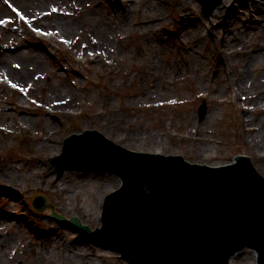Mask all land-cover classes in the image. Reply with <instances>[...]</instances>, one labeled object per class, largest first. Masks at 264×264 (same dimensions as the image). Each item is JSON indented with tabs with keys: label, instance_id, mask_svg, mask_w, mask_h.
I'll return each mask as SVG.
<instances>
[{
	"label": "rangeland",
	"instance_id": "obj_1",
	"mask_svg": "<svg viewBox=\"0 0 264 264\" xmlns=\"http://www.w3.org/2000/svg\"><path fill=\"white\" fill-rule=\"evenodd\" d=\"M43 1L36 9L29 0H0V217L11 218L0 219V264H131L53 207L32 206L44 194L62 215H79L93 230L101 225L104 198L121 178L94 169L59 174L53 158L72 133L97 130L131 150L209 165L245 155L264 176V109L236 84L250 61L242 49L264 37L257 24L243 22L245 41L228 54L210 33L222 0L210 12L201 0L180 8L181 0ZM246 1L236 3L244 8ZM192 13L206 20L175 38L181 22L192 24ZM59 18L67 20L66 33L55 30ZM198 37L190 50L187 41ZM247 117L257 133L246 128ZM49 221L61 244L45 246L39 259L35 237ZM75 240L90 247L89 260L59 254ZM235 259L256 263L250 249Z\"/></svg>",
	"mask_w": 264,
	"mask_h": 264
},
{
	"label": "water",
	"instance_id": "obj_2",
	"mask_svg": "<svg viewBox=\"0 0 264 264\" xmlns=\"http://www.w3.org/2000/svg\"><path fill=\"white\" fill-rule=\"evenodd\" d=\"M201 1L209 12L221 2ZM198 112L205 115L204 102ZM53 161L59 174L94 169L121 178L93 231L80 217H62L51 200L48 207L131 264H231L244 249L264 264V176L248 156L220 165L189 162L131 150L90 130L68 136ZM32 205L44 210L47 200L36 195Z\"/></svg>",
	"mask_w": 264,
	"mask_h": 264
},
{
	"label": "bare ground",
	"instance_id": "obj_3",
	"mask_svg": "<svg viewBox=\"0 0 264 264\" xmlns=\"http://www.w3.org/2000/svg\"><path fill=\"white\" fill-rule=\"evenodd\" d=\"M18 1H23V0H18ZM29 1L33 2V6H34L33 8H36V9L38 7L43 8V4H44L43 0H29ZM237 1L238 0H222V2H224L223 5L219 7L218 10H216V13H215L216 18H212L211 23H210V27H211L210 33L212 35L214 33L217 34L219 40L223 41V49L228 50L227 51L228 54L239 53L238 51L239 49H237V45H234V44H239V42L245 41L244 39L246 37L245 34L240 33L243 27L242 25H244V23L251 26V28H253L254 25L257 24V29L260 30L261 33H263L264 35V7H262L261 1L260 2H256L254 0H252L251 2L246 1L247 5L245 3L246 6L244 8L240 7L239 4L236 3ZM185 2L186 0H181L177 4V8L182 7L184 4H186ZM192 15H193V18L192 19L189 18L192 20L191 21L192 24H187L184 21L181 22V24H179L176 31L173 33L175 38H181L182 35L186 34L191 25H194L195 27L194 30H199L200 25L204 23V20H206V19H203L201 15H198V14L195 15L194 13H192ZM183 16H185L186 18L189 17V16H186V14H184ZM247 16L249 17V19L248 21L245 22L244 19ZM212 20L216 22H213ZM54 22L58 25L56 26V29H55L57 32L58 31L61 33L67 32L68 29L64 27V24L67 22V20L59 18V19H54ZM151 25H153V23L146 24V26L148 27ZM236 29H238V32H235ZM167 37H164V38L166 39ZM170 38L174 39L172 35ZM198 40H199V37L192 38L191 40L187 41V45H189L190 50L196 47ZM246 43L245 45H247ZM242 51H244L246 55H248V58L250 59V61L246 63L245 66H242L241 68L242 74L238 78H236V84L241 89L242 93L249 94L251 92L249 96H252V103L254 104V105L252 104L253 106L261 105L262 109H264V83H263L264 81V37L262 38L261 41H255L254 43L247 45L245 48L242 49ZM189 52L190 54H192L191 51ZM190 65L193 67V70H196L197 68H199V65L196 64V60L193 57L191 58ZM152 71L153 70H151V72ZM245 124L248 130L252 132L255 131V133L258 132L257 127H255L256 125L250 122L249 117L245 119ZM259 141H262V140H258V143H261ZM50 179L52 178L50 177ZM55 181H56L55 183H57L58 180H55ZM57 184L66 186V182H58ZM75 192L78 193L77 191ZM53 212L56 215H58L55 212V210ZM74 216L80 217L83 223L87 221L79 215H74ZM69 218H73V217H69ZM0 219L1 221L11 220L8 214H5V216L0 217ZM49 223L52 224V226L48 228L47 231L37 233V236L35 237L38 245L42 247L41 251H39L37 254L39 256V259H41V257L44 255L43 250L45 246H47L48 248L55 244L56 245L61 244V240L57 236L58 231H59L58 228H56V226L51 221H49ZM74 224L76 225V223ZM65 246H66L65 250L63 252L59 250V254H65L70 257L79 255V257H82L84 261L90 259L89 256L91 254L88 252L90 247L85 242H82L80 240H75L72 243L65 244ZM236 255H234L230 259L231 264H239V263L241 264L240 260L235 259ZM252 256L255 258L254 251H252ZM35 263H36V260L31 262V264H35Z\"/></svg>",
	"mask_w": 264,
	"mask_h": 264
},
{
	"label": "snow or ice",
	"instance_id": "obj_4",
	"mask_svg": "<svg viewBox=\"0 0 264 264\" xmlns=\"http://www.w3.org/2000/svg\"><path fill=\"white\" fill-rule=\"evenodd\" d=\"M3 21H0V23H2ZM37 31H39V29H37Z\"/></svg>",
	"mask_w": 264,
	"mask_h": 264
}]
</instances>
